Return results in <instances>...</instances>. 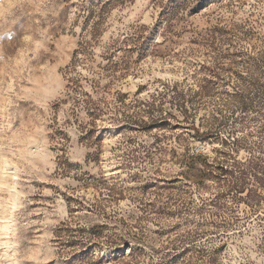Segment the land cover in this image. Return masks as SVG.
<instances>
[{
	"label": "rangeland",
	"instance_id": "374dc122",
	"mask_svg": "<svg viewBox=\"0 0 264 264\" xmlns=\"http://www.w3.org/2000/svg\"><path fill=\"white\" fill-rule=\"evenodd\" d=\"M0 264H264V0H0Z\"/></svg>",
	"mask_w": 264,
	"mask_h": 264
},
{
	"label": "bare ground",
	"instance_id": "6f19581e",
	"mask_svg": "<svg viewBox=\"0 0 264 264\" xmlns=\"http://www.w3.org/2000/svg\"><path fill=\"white\" fill-rule=\"evenodd\" d=\"M3 163L5 164V166L3 167V169L5 170V171H3V173L5 174L6 172H7V170L9 169V168H11V167H9V164L5 161V159H3ZM10 170V169H9ZM9 172V171H8ZM7 174V173H6ZM10 176V175H9ZM13 178H15L14 176H13ZM16 195V193H14V196Z\"/></svg>",
	"mask_w": 264,
	"mask_h": 264
}]
</instances>
